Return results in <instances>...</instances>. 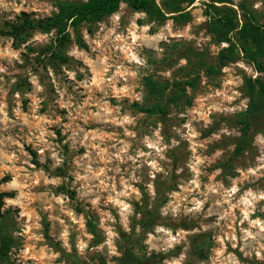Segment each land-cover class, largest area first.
Wrapping results in <instances>:
<instances>
[{"label": "rangeland", "instance_id": "374dc122", "mask_svg": "<svg viewBox=\"0 0 264 264\" xmlns=\"http://www.w3.org/2000/svg\"><path fill=\"white\" fill-rule=\"evenodd\" d=\"M56 1L0 0V27ZM204 1L186 22L122 4L55 47L65 62L48 57L54 32L0 34V189L16 240L0 264H123L127 250L144 264H264V127L239 149L256 70L213 41ZM240 4L264 25V0H234L241 19ZM150 75L171 84L166 116L140 108L157 101Z\"/></svg>", "mask_w": 264, "mask_h": 264}, {"label": "trees", "instance_id": "16d2710c", "mask_svg": "<svg viewBox=\"0 0 264 264\" xmlns=\"http://www.w3.org/2000/svg\"><path fill=\"white\" fill-rule=\"evenodd\" d=\"M198 0H58L57 10L51 15L42 18H31L27 13H23L18 21L8 24L7 28L0 27V34L14 38L18 44L25 43L33 31L45 33L54 32L56 39L54 45L50 47V59L67 61L68 58L61 50L72 40V32L79 34L84 24L102 21L105 17L116 13L122 4L128 5L134 11H141L148 14L153 20L165 21L174 19L179 22L189 21L192 17L191 8ZM234 0H207L204 1V15L207 17L205 25L212 35L213 41L218 44L226 43L223 47L225 53L233 60H236V51L241 48L244 57L255 64L258 71L264 72V25L261 24L255 14L248 12L240 4L242 18H239L238 10L233 7ZM191 7V8H190ZM236 42H235V41ZM78 42L86 46L78 35ZM54 48V49H53ZM202 56V54H200ZM208 72L216 73L218 69L215 65L208 66ZM198 76H194L184 82H176V92L169 99V103H176L185 96L187 87H196ZM144 84L148 93L155 97L157 101L148 107H141V110L150 114H161L166 116L168 104L164 100L168 95L171 86L169 82L161 83L153 76H147ZM245 87L251 98L248 109L242 112L238 122L242 126L243 138L239 140L240 148L245 142V136L251 129L260 131L264 127V82L253 77H246ZM6 192L0 189V261L10 262V252L15 238L7 230L6 213L3 211ZM123 264H144L140 258L127 250L124 253Z\"/></svg>", "mask_w": 264, "mask_h": 264}, {"label": "flooded vegetation", "instance_id": "af4514ba", "mask_svg": "<svg viewBox=\"0 0 264 264\" xmlns=\"http://www.w3.org/2000/svg\"><path fill=\"white\" fill-rule=\"evenodd\" d=\"M234 41H235V40H234ZM235 42H236V41H235ZM236 52L238 53V55H237L238 58H237V59H239V58L244 59L245 61H247L248 63H250V64L252 65V69L256 70V71L254 72L255 74L253 75V77L257 78L258 76L263 75V72H260V71H258V70L256 69L254 63L249 62V61L244 57V54L242 53L240 47H239V51H236ZM234 56H236V55H234ZM237 59H236V60H237Z\"/></svg>", "mask_w": 264, "mask_h": 264}]
</instances>
